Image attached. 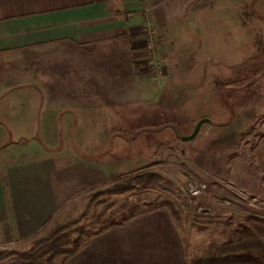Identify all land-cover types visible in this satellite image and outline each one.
<instances>
[{
	"label": "rangeland",
	"instance_id": "374dc122",
	"mask_svg": "<svg viewBox=\"0 0 264 264\" xmlns=\"http://www.w3.org/2000/svg\"><path fill=\"white\" fill-rule=\"evenodd\" d=\"M138 2L141 18L149 9L158 72L145 49L136 94L126 104L115 97L112 119L105 112L101 127L85 128L87 144L78 150L102 149L115 175L77 188L31 236L0 239V251L28 252L75 221L64 230H71L65 247L74 254L92 236L127 231V222L151 213V225L132 224L151 227V255L147 249L119 263L191 264L212 243L237 241L245 226L253 230L249 218L264 220V0H182L152 10L153 2ZM203 118L209 122L196 136L182 140ZM189 179L208 185L200 199L219 205L210 216L199 217L182 195Z\"/></svg>",
	"mask_w": 264,
	"mask_h": 264
},
{
	"label": "crops",
	"instance_id": "0c3cea01",
	"mask_svg": "<svg viewBox=\"0 0 264 264\" xmlns=\"http://www.w3.org/2000/svg\"><path fill=\"white\" fill-rule=\"evenodd\" d=\"M149 1L152 10L182 0ZM141 22L138 0H0L1 240L31 236L77 188L112 180L102 149L78 150L85 128L112 119L115 97L126 104L136 94L137 66L147 58ZM151 216L92 236L66 264L151 255V227H136L151 225Z\"/></svg>",
	"mask_w": 264,
	"mask_h": 264
},
{
	"label": "trees",
	"instance_id": "16d2710c",
	"mask_svg": "<svg viewBox=\"0 0 264 264\" xmlns=\"http://www.w3.org/2000/svg\"><path fill=\"white\" fill-rule=\"evenodd\" d=\"M74 222L50 231L28 252L0 251V264H51L55 258L65 264L73 249L65 247L70 241L71 230H64ZM248 222L253 230L245 226L237 241L212 243L204 253L194 257L191 264H264V220L249 218ZM111 224L120 222L111 221ZM13 255L14 259L5 261Z\"/></svg>",
	"mask_w": 264,
	"mask_h": 264
},
{
	"label": "built area",
	"instance_id": "2783aa9c",
	"mask_svg": "<svg viewBox=\"0 0 264 264\" xmlns=\"http://www.w3.org/2000/svg\"><path fill=\"white\" fill-rule=\"evenodd\" d=\"M143 18L141 22V33L144 40V47L148 53V60L152 72H158V65L155 59L154 29L149 17V9L143 7ZM208 190V185L198 179H189L180 186V191L185 200L194 206L195 213L201 217L210 216L219 207L217 203L202 201L200 198Z\"/></svg>",
	"mask_w": 264,
	"mask_h": 264
},
{
	"label": "water",
	"instance_id": "95a60500",
	"mask_svg": "<svg viewBox=\"0 0 264 264\" xmlns=\"http://www.w3.org/2000/svg\"><path fill=\"white\" fill-rule=\"evenodd\" d=\"M206 122H209V120H208V119H205V118L200 119V120L196 123V125L194 126V129H193V131L191 132V134H190V135H187V136H182L181 139L184 140V141H185V140H191V139H193V138L196 136V134L198 133V131H199L201 125H202L203 123H206Z\"/></svg>",
	"mask_w": 264,
	"mask_h": 264
}]
</instances>
